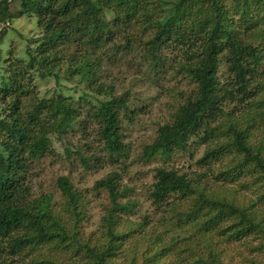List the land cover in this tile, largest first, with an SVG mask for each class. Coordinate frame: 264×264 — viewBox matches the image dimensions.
I'll return each mask as SVG.
<instances>
[{"label": "trees", "instance_id": "trees-1", "mask_svg": "<svg viewBox=\"0 0 264 264\" xmlns=\"http://www.w3.org/2000/svg\"><path fill=\"white\" fill-rule=\"evenodd\" d=\"M137 26L144 27L139 50ZM173 42L177 72L196 98L181 94L151 142L126 148L119 111L132 91L109 97L103 78L112 67L157 71ZM49 77L56 86L40 94ZM258 117L264 0H0V264H264V208L257 207L264 205V136L252 137ZM197 147L200 170L181 171ZM48 155L81 177L107 171L87 192L68 174L57 176L55 201L28 185L52 167ZM150 164L149 175L141 168ZM148 175L141 183L148 208L130 219L139 203L125 199L127 183ZM193 179L203 182L183 205ZM212 180L218 188L210 191ZM240 190L259 193L257 205L235 203ZM91 196L108 204L86 233Z\"/></svg>", "mask_w": 264, "mask_h": 264}, {"label": "rangeland", "instance_id": "rangeland-1", "mask_svg": "<svg viewBox=\"0 0 264 264\" xmlns=\"http://www.w3.org/2000/svg\"><path fill=\"white\" fill-rule=\"evenodd\" d=\"M29 25V24H27ZM137 26L135 38L136 40L132 44V46L139 50L142 46L140 41L143 36L144 27ZM150 34L154 33V30L151 28H147V31ZM12 40L16 41L17 45L20 44V40L17 37H12ZM174 53L167 54L168 57L164 61V63L157 69V71H152L149 75H142L139 71L142 69L145 71L144 67H141L137 70L135 67H130L129 69H125L122 67V72L115 73L118 70H114L112 67L111 70L114 71L112 74L106 75L104 79V87H110L112 89L110 91L109 97H119L123 94L124 88H130V100L128 103V107L121 109L119 111V124H121L120 130L122 133V141L125 143L126 148H136L139 144L151 142L156 136V129L160 124H163L167 121H170L173 118L175 108L179 106V104L183 103L181 98V94L185 97L196 98L195 86L189 80V77L185 76L183 72H177V68L179 67L177 61L180 59L179 55L181 52L178 51L179 47L173 42ZM220 74V71L218 72ZM76 78H73V80ZM223 79V77L221 78ZM57 80L53 77H49L46 80H42L39 84L40 94L50 93L51 90L56 86ZM60 85L63 87H68L73 85V82L60 79ZM102 97V96H100ZM183 97V98H184ZM257 127L258 130L252 137L264 136V118H257ZM92 130H96L98 124L96 122H92L91 124ZM221 132V131H220ZM225 134V133H223ZM222 134L219 135L221 139ZM76 142V139L74 143ZM203 152L202 147H197V149L192 151L193 160H185L181 164V171H199L200 167L195 163V161L201 157ZM46 160L51 162V168H44L40 174V178L38 180L33 179V183H39L36 186L33 183H29L28 185H32V189L34 193L37 195L40 191H50L53 194L55 201H60L59 199V189L55 184L56 177L61 174H68L70 178L74 180L73 185L75 187L83 188L84 191L87 192V188L91 186L93 180L102 177L107 170L102 169L96 172H91L88 174L89 176L81 177V172L75 170L73 172H69L70 163L64 161L59 158V160H52V158L48 155L45 157ZM223 163V162H222ZM221 163V164H222ZM154 164H150L142 167L143 171L151 169ZM219 165L215 164V170H218ZM223 167V166H222ZM214 169V167H213ZM78 172V173H77ZM150 175V172H146ZM139 175V174H138ZM146 176L145 178H138L136 181L127 183L128 186L132 187V191L128 192L125 199L138 198L137 202L139 203L138 207L135 206L134 210L130 213L129 218L134 219L139 215L142 211L148 208V202L146 201L147 196V188L141 183L149 182L150 176ZM211 175V174H210ZM194 181V193L190 191H182V199L184 201H180L179 203L183 205H188L190 203V199L195 197L196 190L201 186L203 180L201 179H193ZM43 182V183H42ZM128 182L125 180V183ZM41 183L43 184L42 187ZM206 188L210 191L213 189H217L218 187L215 184V181H209L206 185ZM89 193L91 190L88 191ZM227 193V191H224ZM36 197V196H32ZM259 193H253L251 190H240L235 197V203H246L252 201L256 206L258 203ZM123 199V200H125ZM108 204V199L105 197L101 200V202L96 201L92 196L90 197V205L87 208V213L85 220L83 221V231L86 233L92 232L95 228L96 222L103 210V208ZM257 207L263 209L264 205H257ZM159 216V214L150 215V219ZM132 222V221H130ZM126 226L122 225L120 230H125ZM94 236L96 234H93ZM152 244V243H151ZM150 244V245H151ZM239 245H236V251H238ZM240 250V249H239ZM74 250L69 252V257L72 255H77V253L73 254ZM80 255V254H78ZM60 261L66 262V256H61L58 258ZM192 262V258L189 259V264Z\"/></svg>", "mask_w": 264, "mask_h": 264}]
</instances>
